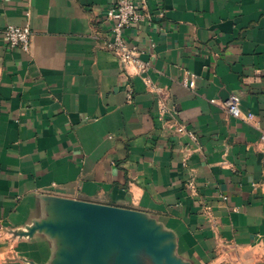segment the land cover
I'll list each match as a JSON object with an SVG mask.
<instances>
[{"label":"crops","instance_id":"obj_1","mask_svg":"<svg viewBox=\"0 0 264 264\" xmlns=\"http://www.w3.org/2000/svg\"><path fill=\"white\" fill-rule=\"evenodd\" d=\"M115 1L0 0V264H264V0H143L156 90L101 47ZM75 201L136 211L171 262L39 226Z\"/></svg>","mask_w":264,"mask_h":264},{"label":"water","instance_id":"obj_2","mask_svg":"<svg viewBox=\"0 0 264 264\" xmlns=\"http://www.w3.org/2000/svg\"><path fill=\"white\" fill-rule=\"evenodd\" d=\"M72 205L75 214L78 215L72 223L45 222L39 226L46 227L53 233L66 232L73 243L81 239L80 250L88 249L92 243L96 244V250L99 252L113 246L125 255L136 249L145 248L156 259L164 258L171 262L169 246L159 247L163 235L149 228L136 211L79 201L73 202ZM71 224H75L74 226L77 224L79 228L73 225L69 227Z\"/></svg>","mask_w":264,"mask_h":264},{"label":"built area","instance_id":"obj_3","mask_svg":"<svg viewBox=\"0 0 264 264\" xmlns=\"http://www.w3.org/2000/svg\"><path fill=\"white\" fill-rule=\"evenodd\" d=\"M143 0H116L112 3L102 15V19L107 23V33L101 38V47L110 51L120 63L124 65H132L139 73H143L147 83L150 79L146 75L150 69L149 63L143 60L140 55L142 49L138 44H131L125 36V29L133 27L141 23L147 17ZM162 11L159 13L162 16ZM31 27L29 23L23 25L7 24L3 28L2 35L9 47L19 48L23 51H28L31 41ZM152 89H157L156 86L150 83ZM128 99L131 98V93H127ZM227 111L232 117L242 115L240 98L236 94H230L227 100ZM253 114L248 112L245 114L247 119H252ZM192 138H195L194 133L189 132Z\"/></svg>","mask_w":264,"mask_h":264}]
</instances>
